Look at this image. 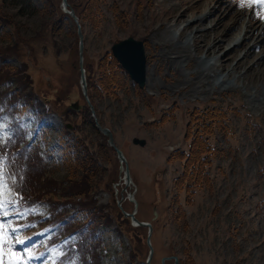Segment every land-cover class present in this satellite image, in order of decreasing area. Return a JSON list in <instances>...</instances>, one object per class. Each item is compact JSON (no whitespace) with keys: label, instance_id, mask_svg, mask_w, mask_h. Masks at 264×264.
Segmentation results:
<instances>
[{"label":"rangeland","instance_id":"374dc122","mask_svg":"<svg viewBox=\"0 0 264 264\" xmlns=\"http://www.w3.org/2000/svg\"><path fill=\"white\" fill-rule=\"evenodd\" d=\"M68 1L81 23L84 56L93 66L91 81L100 87L97 90L88 84L96 119L113 132L116 146L127 157L134 184L123 187L119 161L95 127L81 94L70 56V45L78 38L76 24L61 11L60 0H0V51L5 57L2 78H9L19 68H28L32 77L22 76L24 86L12 80L9 87H0V91L17 89L18 94L10 105L0 99V123L6 125L0 141L6 148L10 134L13 140L21 139L20 143L29 141L32 146L22 145L19 151L26 153L31 148L38 156L29 169L33 177L23 188L27 197L22 202L14 191L16 177L7 167L0 168L4 184L0 199L16 201L22 214H10V223L4 225L0 264H13L22 256L26 259L25 253L38 256L31 264H53V258L55 264L88 262L75 253L70 242L75 237L84 249L92 233L87 228L78 231L76 225L63 227L64 217L76 213L65 202L80 203L86 209L101 204L109 217L93 235L99 239L100 249L91 251L94 262L90 264H146V228L131 226L122 212L134 208L126 200L131 191L138 201L136 216L153 226V264L170 255L177 256L179 264H264V95L259 98L264 91V66L258 60L264 54V42L260 48L253 45V39L242 42V37L230 48L233 38L245 35L241 23L252 14L251 22L258 21L257 31L264 37V2L243 0L241 6V0ZM205 6H209L208 17L198 24L195 17ZM238 12L243 16L239 18ZM218 20L223 23L220 30L214 29ZM231 25L234 27L222 48L212 55L206 54L207 46L195 51L190 45L191 57L178 56L171 62L197 27L201 31L195 45L208 33L213 38ZM128 36L144 44V85L139 87L120 66L115 68L120 79L114 75V82L100 84L99 60H108L111 44ZM250 46L253 52L231 71L240 78L229 77L225 84L213 81V76L225 75ZM222 54V59L213 58ZM199 58L214 63L218 70L209 64L204 67ZM225 59L228 68L223 70L220 63ZM181 82L185 89L177 88ZM73 103L81 105L76 110L66 109ZM45 105L53 112L44 114ZM10 108L12 115L8 114ZM207 111L219 116L221 123L205 121ZM197 134L215 150L207 157L210 164L203 166L208 181L188 191L190 180L181 186L176 178L184 170L186 156L181 152H189ZM70 137L87 156L81 164L65 167L61 140ZM133 137L143 138L145 145L133 144ZM67 178L72 181L64 185ZM85 182L89 191H76L69 197L57 187L74 186V192ZM52 204L60 208L56 210L62 212L61 222H53ZM77 213L74 217L82 221L84 215ZM15 227L19 232L9 234ZM17 239L26 240V244L13 248ZM21 248L25 251H19ZM67 248L71 251L61 261ZM166 264L172 260L167 259Z\"/></svg>","mask_w":264,"mask_h":264},{"label":"trees","instance_id":"16d2710c","mask_svg":"<svg viewBox=\"0 0 264 264\" xmlns=\"http://www.w3.org/2000/svg\"><path fill=\"white\" fill-rule=\"evenodd\" d=\"M30 1V0H27ZM77 48V39L75 41H73L70 45V49H71V53L70 56L72 57V66L74 69H76V60H77V54H76V49ZM75 51V54H74ZM4 53L2 54V52L0 51V72L3 69V65H4ZM99 64H100V71H99V79L98 82L101 84L104 83L106 85V83L109 84L110 81L114 82V79H120L118 78V74H120V72H118L115 68L117 67V63L115 61V59L111 56L108 60H99ZM75 66V67H74ZM114 75H116V77H114ZM5 78V79H4ZM8 83V77L5 75V77L2 78V75L0 73V87L1 85H7ZM119 83V82H118ZM111 89L113 88L114 85H110ZM8 87V85L6 86ZM115 87V86H114ZM118 87V85H117ZM2 92V91H1ZM0 92V97L4 94L3 92ZM209 112V113H207ZM204 114V118L205 121H209L211 122V124H220L221 121L219 120V116H217L216 118L214 117L215 114L213 115L212 111H207ZM203 114V113H202ZM214 148L211 147L209 145V143L207 142V139L205 137H202L201 135L197 134L195 136H193V142L190 145V149L189 152L187 154L181 152L183 155L186 156L185 162H184V170L183 172L178 176V178L176 179V182H178L181 186H183V182H187L190 180L189 184L187 185V190L190 191L191 188H194V186H201L203 184V182L208 181V176H207V171H205L203 169V166L205 164H210L208 161V155L209 154H214ZM81 154L86 157L87 154L85 152H81ZM83 157V158H84ZM77 158H81L77 157ZM36 156L33 159H30L29 161V166L28 168H30V166L34 165V161L36 160ZM69 159V160H68ZM74 159L68 158L64 161L66 164V167H68L69 165H73L77 164L79 161H75ZM74 163V164H73ZM76 172V170L74 171V173ZM87 175V174H85ZM27 179L29 177H33V175L31 174L30 171H28L27 173ZM67 181L64 185L68 184L69 182L72 181V179L67 178ZM72 184V183H70ZM58 188H60L61 193L64 197H69V196H73L75 194L76 191H78V193H83L85 191H89V187L90 185H88V182H85V184L83 186H79L81 187L80 190L76 189L73 192L74 186H57ZM56 205V204H55ZM80 207H83L84 205L80 204ZM100 207L96 206V205H91V206H87V210H89L88 212L93 214L94 217H91V220L88 221V224L86 225L89 229L95 227L98 224H106L107 220H108V216H106V214L103 213H99L98 216L95 217V214H97V210H99ZM62 214V212L57 213L56 217L54 218V221L58 218H60V215ZM103 222V223H102ZM66 225H76L74 222L68 220V222L66 223ZM65 225V226H66ZM67 227V226H66ZM77 229L81 230L82 225H76ZM94 230V229H92ZM93 234V232H92ZM90 238L89 241V247L90 249H94L95 245L97 244L98 238L97 237H88Z\"/></svg>","mask_w":264,"mask_h":264},{"label":"water","instance_id":"95a60500","mask_svg":"<svg viewBox=\"0 0 264 264\" xmlns=\"http://www.w3.org/2000/svg\"><path fill=\"white\" fill-rule=\"evenodd\" d=\"M61 7H62V10L68 13L76 22L77 35L79 39L78 54H79V71H80L81 91H82V94L84 96V99L87 105L89 106L91 110V114L94 117L93 106L90 103L88 95H87L85 72L82 66L83 34L81 31V26L78 23L77 16L74 10L69 7L67 0H61ZM111 52L113 56L119 61L121 66L128 72L129 76L133 80H135L141 87L144 84L145 72H146V56L144 52L143 42L141 40L133 38L132 36H128L122 40H119L113 43L111 46ZM94 122H95L96 127L104 135L107 136L108 145L113 148L119 161L124 162L125 164V168H124L125 184L127 185L128 183H130V176L128 172L127 162H126V159L122 151L115 145L111 131L107 127H101L95 118H94ZM132 141L140 145H143L145 143V140L141 138H133ZM123 213L125 216L130 217L131 223L133 225L145 226L148 228V234H147L146 241L149 247V252L146 258V263L151 264L150 259L152 257L153 247L150 243V235L152 232V226L150 222L138 220L134 216V212L128 213V212L123 211ZM154 214L156 213L154 212ZM173 259H174V264H178V259L175 256H173ZM163 261H164V258L162 259V264H165Z\"/></svg>","mask_w":264,"mask_h":264},{"label":"bare ground","instance_id":"6f19581e","mask_svg":"<svg viewBox=\"0 0 264 264\" xmlns=\"http://www.w3.org/2000/svg\"><path fill=\"white\" fill-rule=\"evenodd\" d=\"M200 1H202V0H200ZM205 8H206L205 11H203V12L201 11L199 16L195 17V22H197L198 24H200L205 18L207 19V17H208L207 13L209 12V6H205ZM197 9H198V7H197ZM238 14H239V18L243 16L242 12H238ZM239 18H236V19L240 20ZM252 19H254L253 14L251 16H249L247 21L246 20L242 21L240 31H241L242 28H244V34L245 35H241L239 38H233L231 40L232 46L230 48L236 46L238 44V42H239L238 40H240L242 37H243V41L242 42H246L249 39H253V41H254L253 45L257 44V45H259L260 48L263 46L262 45L263 43L261 45H260V43L264 42V37L262 36V34L260 32L257 31L258 27H259L258 21H255L254 24H253L251 22ZM222 24L223 23L220 20L216 21L215 24H214V29L220 30V27L222 26ZM244 25H245V27H244ZM233 27L234 26L231 25L228 30H226V31L223 30V32L220 35H218V36L214 35L213 38H211L210 34L208 33L201 41H199L198 44L195 45L196 38H197L196 35L199 34V32L201 31V29L199 27H197L195 29V31L193 33H191L190 35H188L186 37V39L182 42V45H181L182 48L179 51L177 50V54L172 56L171 62L172 63L176 62V59L178 58V56H179V59L191 57L192 53H191V51L189 49L190 45H192L194 47L195 51H198V49H201L203 46H207L206 54L212 55V53H214V52H216V51H218V50H220L222 48V46H223L222 44L224 42V38L227 36L228 31L230 29H232ZM185 28L186 29L190 28V24H187ZM239 35H240V32H239ZM252 48H253V46H250L249 49L247 50V52L244 53V55L239 59V61H237L236 64L234 66H232L229 71L226 72L225 75L218 76V77L217 76H213L214 77L213 81H216V82L221 83V84H225L229 77H232V79L240 78V75L233 74L231 71H233L234 67H237V66L243 64L241 62H244L246 60V57H247L248 53H250V52L252 53L253 52ZM222 56H223V54L222 55H218L216 57L213 56V58H215V59H220L221 58L222 59ZM163 57L167 58V55H164ZM199 60H200V63L203 64L204 67H206L209 64L210 66H215V68L217 69V66L214 63L207 62L205 58H199ZM227 60L228 59H225V60L221 61V63H220V68L221 69L226 70L228 68ZM258 60H261L259 65L264 66V54H262L258 58ZM248 70H249V68H247L245 70V74L248 72ZM204 76L207 77V73H204ZM177 88L178 89H180V88L185 89V87L182 86V82L179 83ZM263 95H264V91H263V93H261L259 95V98H261ZM122 181L124 182L123 178H122ZM131 184H132V182L128 183L126 185V188L129 187ZM128 199L130 201H132L129 197H128ZM134 204H135V202H134Z\"/></svg>","mask_w":264,"mask_h":264},{"label":"snow or ice","instance_id":"6c2138e0","mask_svg":"<svg viewBox=\"0 0 264 264\" xmlns=\"http://www.w3.org/2000/svg\"><path fill=\"white\" fill-rule=\"evenodd\" d=\"M241 6H243V0H241ZM2 111L3 109L0 108V112ZM4 127H6V125L0 123V132L3 131ZM0 175H2V173H0ZM3 187H4L3 181L0 180V188ZM10 214H14L17 217L22 215L16 208V201L0 199V250L3 249L5 243L3 230H4V225L10 223V220L8 219ZM23 227H28V225H23ZM18 232H19V227L9 229V234L11 235H15ZM28 239H30V237ZM73 239H75V237H73ZM25 244H26V240L17 239L15 240V243L12 245V247L15 248L16 245H25ZM19 251L24 252L25 250L21 248L19 249ZM39 255H43V253H40ZM25 256L26 259L24 256H22L21 260L16 261L15 264H21V262H23V264H31L32 260L38 258V256L33 255L31 253H25ZM53 264H55V258H53Z\"/></svg>","mask_w":264,"mask_h":264},{"label":"flooded vegetation","instance_id":"af4514ba","mask_svg":"<svg viewBox=\"0 0 264 264\" xmlns=\"http://www.w3.org/2000/svg\"><path fill=\"white\" fill-rule=\"evenodd\" d=\"M86 61H84V63H85V70H86V73H87V77H88V79H89V86H90V88L92 87L93 88V81H91V78L93 77V74L92 75H90V73H89V70L90 71H92V68H93V66H92V64L91 63H88L87 62V59H85Z\"/></svg>","mask_w":264,"mask_h":264}]
</instances>
